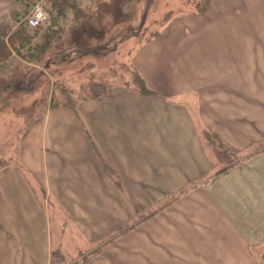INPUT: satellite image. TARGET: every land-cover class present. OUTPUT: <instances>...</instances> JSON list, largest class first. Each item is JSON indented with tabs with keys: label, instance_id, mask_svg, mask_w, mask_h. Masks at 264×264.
<instances>
[{
	"label": "crops",
	"instance_id": "obj_1",
	"mask_svg": "<svg viewBox=\"0 0 264 264\" xmlns=\"http://www.w3.org/2000/svg\"><path fill=\"white\" fill-rule=\"evenodd\" d=\"M17 5L16 0H0V16L9 17ZM186 18L191 20L169 25L158 38L143 46L153 47L156 73L170 74L168 82L163 78L154 80L149 92L135 86L116 87L85 98L74 108L63 104L51 107L45 110L47 118L40 134L33 138L36 120L26 131L21 159L33 177L17 165L0 167V264H49L50 218L44 199H53L74 218L76 207L71 201L104 197L116 201L120 215L129 217L138 211L132 202L141 201L137 208H147L176 196L185 186L184 190H190L154 214L156 218L193 196H201L199 207H211L202 196L203 190L207 193L206 182L191 188L215 171L202 141L207 125L241 153L233 167L220 174L215 171L212 179L233 176L236 185L254 188L250 200L264 199L257 190L258 186L264 187V0H207L205 11ZM225 23L231 25L232 31L221 32L218 57L213 59L207 47V30L213 24ZM239 29L241 36H234ZM177 72L185 73L190 80L180 89L171 85L172 75ZM194 73L233 74L231 81L224 79L230 86L220 90L213 100L224 113V118L217 120L232 119L233 124L223 122L215 128L205 121L201 103L210 89L193 84ZM21 82L14 81L13 89L29 86ZM29 88L34 89V84ZM223 102L232 105V112L221 105ZM32 140H36L38 152L36 156L32 153L35 163L29 152ZM141 142L143 146L138 145ZM34 176L41 178L43 201L27 180ZM148 186L155 192L143 196ZM63 202H67L65 207ZM220 211L229 221L220 223L224 230L227 223L236 228L232 231L244 232L225 208ZM34 223L38 232L33 229ZM100 228L98 232L105 234L113 226Z\"/></svg>",
	"mask_w": 264,
	"mask_h": 264
},
{
	"label": "rangeland",
	"instance_id": "obj_2",
	"mask_svg": "<svg viewBox=\"0 0 264 264\" xmlns=\"http://www.w3.org/2000/svg\"><path fill=\"white\" fill-rule=\"evenodd\" d=\"M73 1V8L68 7L64 13L59 14L49 0H36L26 16L32 6L39 2L50 12V20L36 29L28 28L27 34L32 38L30 43L23 46L21 44L18 53L16 52L18 45L13 44L15 49L9 46L14 56L9 58L8 63L0 64V167L17 165L33 177L27 172L21 159L22 138L35 120L36 131L33 138L41 133L47 118L45 110L58 105L62 107V104L65 107L73 104L74 108L83 99L113 91L116 87L145 85L147 89H151L154 80L163 78L168 82L166 77L170 74L162 76L156 73L157 64L154 63L153 47L143 46L150 40L158 38L169 25L171 27L185 19L191 20L186 18L189 14L205 11L207 2V0ZM124 1H127V4L123 7ZM16 8L21 10L22 5L18 3ZM252 23L253 21L250 22L251 25ZM15 27L14 25L13 28ZM231 28V25L225 23L213 24L212 29L207 30L210 38L209 40L206 37L207 47L213 59L218 57L217 46L221 32L232 31ZM49 30H54V38H47ZM241 34V29L233 33L234 36ZM44 39H47L49 44L42 54L43 60H37L35 57L31 60V50L28 46L42 44ZM73 49L76 51L71 53ZM48 57L50 65L46 68L43 63ZM232 75L192 74L193 84L201 89H210L201 103L202 116L215 128L221 126L223 122L226 125L233 124L232 119L217 120L219 117L224 118V113H220V105L213 103L220 90L230 86L224 79ZM172 76L174 78L171 79V85L179 89L190 83L185 73L177 72ZM229 80L231 81L230 78ZM14 81L29 86L14 90L12 84ZM30 84H34V89L29 88ZM221 105L227 108L228 112H232V105L225 102ZM102 127L103 123H100V128ZM205 130L202 141L211 156L210 167L220 174L224 172L220 171L223 166L230 168L235 165L231 163L233 158L226 161L220 159L218 154L223 152L219 144L217 143L214 149L212 144H206L204 138L206 133L211 135L218 133L208 125ZM138 145L143 146L144 143ZM35 146L36 140H32L29 152L34 158V163L36 162L34 156L38 153ZM262 146L264 148V144ZM245 157L246 155L244 160ZM180 158L179 155V160ZM212 158L215 159L213 163ZM215 171L191 187L206 182L207 193L203 190L202 196L204 202L209 200L211 207L206 209L203 206L199 207L201 196H193L184 199L166 215L157 218L153 215L145 221H142L145 215L160 212L190 189L184 190V186L176 196L161 200L163 203L158 205L160 209L156 207L160 202L143 209L137 208L142 204L141 201L132 202L135 211H138L129 217L120 215V206L116 201L104 197L71 201L76 207L74 218L53 199L48 201L44 199V207H48L50 218L49 264H83L85 261L86 264H264V199L250 200V194L255 192L254 188L236 185L237 180L233 179V176L221 180L212 179ZM23 179L26 181L25 177ZM27 180L33 192L39 194L43 201L41 178L34 176V179ZM257 190L261 194L258 196L264 198V187L258 186ZM149 191L155 192L153 187L148 186L143 196ZM62 204L65 207L67 202ZM121 206L124 211L127 210L123 202ZM222 208H225V213L232 216L239 225L237 227L244 232L232 231L236 228L227 223H225L227 229L224 230L220 223L227 220L221 216L224 213L220 211ZM139 223L144 225L139 227ZM100 225H107L108 229H111L112 225V231L102 234L98 232L101 229ZM122 225L123 230L134 225L137 227L121 236L117 243L107 249L109 243L105 244L116 235L114 232ZM33 229L38 232L36 223Z\"/></svg>",
	"mask_w": 264,
	"mask_h": 264
},
{
	"label": "trees",
	"instance_id": "obj_3",
	"mask_svg": "<svg viewBox=\"0 0 264 264\" xmlns=\"http://www.w3.org/2000/svg\"><path fill=\"white\" fill-rule=\"evenodd\" d=\"M18 3H20L22 5L21 10H18V8H14L11 13L9 14V17H5V16H0V64L3 62H9L10 61V57H12V52L9 46H11L13 49L16 44L18 46H16V52H19V47L23 45H27L30 43L31 35L27 34V29H36L33 27H30L27 25L26 21H25V16L28 13L30 6L36 1V0H16ZM50 3L52 4L53 8L56 9L59 14H62L66 11V9L68 7L73 8L74 7V1L73 0H49ZM124 5L123 7L127 4V1L123 2ZM81 11V10H80ZM202 12V11H201ZM10 16L12 17L10 19ZM16 26L15 28H13V26ZM58 28V27H57ZM55 30V29H54ZM54 30H49V35H47V38H54L53 34H54ZM53 31V33H52ZM47 39H44V42L42 44H36L34 46H28L31 50L30 52V57L31 60L32 58H36L37 60H43L42 59V54L45 52V48L47 47V45L49 44V41ZM21 52V51H20ZM14 56V55H13ZM29 57V56H28ZM47 61V62H46ZM44 61V65L48 66L50 65V57H48V59ZM136 88H139L142 92H149L151 89H147L145 85H139L136 86ZM73 104H70L69 107H72ZM73 108V107H72ZM205 134V141L207 142V144H212L214 149H216L217 147V143L219 144V147L222 148V152L223 154H218L220 159H224L226 161V159L228 160L229 158H233V160H231L232 164H236L240 154L237 153V150L230 145L229 143H226L224 141V139L219 135V134ZM249 155L250 152L248 153ZM221 160V161H224ZM233 166H230V168ZM220 171H225L228 169V166H223L222 168H220ZM154 214H156V212H152L150 214L145 215V219H143L142 221H145L147 218H149L150 216H153ZM144 218V217H143ZM140 224V223H139ZM135 227H137V225H134L132 227H130L129 229L123 230L124 227L123 225L118 227L117 230L114 232L116 233V235H113V237H111V239L105 244L107 245L108 243L111 244L113 242H115L117 239H119L121 236L125 235L126 233H128L129 231L133 230ZM100 250H97V252H99ZM96 252V253H97ZM87 261H85L84 263L86 264ZM83 263V264H84ZM77 264V263H75Z\"/></svg>",
	"mask_w": 264,
	"mask_h": 264
},
{
	"label": "built area",
	"instance_id": "obj_4",
	"mask_svg": "<svg viewBox=\"0 0 264 264\" xmlns=\"http://www.w3.org/2000/svg\"><path fill=\"white\" fill-rule=\"evenodd\" d=\"M50 18L49 11L41 3H36L27 16V23L32 27L44 24Z\"/></svg>",
	"mask_w": 264,
	"mask_h": 264
}]
</instances>
